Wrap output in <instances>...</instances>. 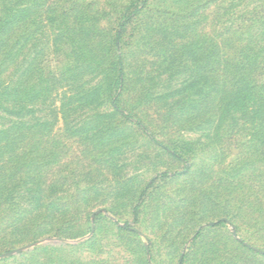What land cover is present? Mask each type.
<instances>
[{"label":"rangeland","instance_id":"obj_1","mask_svg":"<svg viewBox=\"0 0 264 264\" xmlns=\"http://www.w3.org/2000/svg\"><path fill=\"white\" fill-rule=\"evenodd\" d=\"M11 1L0 0V17ZM50 6L42 32L33 17L16 21V57L6 62L0 79L17 71L20 82L18 69L23 59L29 61V116L46 117V134H61L60 154L68 158L41 175L50 177L43 199L51 209L16 225L36 198L13 190L19 183L15 162L0 157V264H134L117 240V227L146 238L152 264H179L187 249V264H251L244 252L242 258L236 252L226 256L224 246L232 247L229 231L264 251V0H146L143 7L141 0H50ZM135 7L127 32L111 43ZM191 15L198 39L176 52L163 51L172 40L150 39L151 32L142 29L163 22L172 31V23ZM174 31L171 39L182 43L174 39L181 32ZM0 47L2 56L11 48ZM119 55L130 80L119 105L133 114L142 111L154 140L131 128L124 136H109L108 128L124 120L96 117L95 103L86 102L90 93L104 91L100 69ZM186 73L192 75L189 87ZM39 74L47 83L36 94ZM17 93L16 109L26 92ZM104 98L93 95L95 102ZM179 100L191 104V112L170 111ZM102 109L110 113L112 105ZM0 116L2 129L11 118ZM79 133H95L96 141H84ZM58 195L64 204L57 203ZM56 205L61 211H53ZM96 232V240L83 237Z\"/></svg>","mask_w":264,"mask_h":264},{"label":"trees","instance_id":"obj_2","mask_svg":"<svg viewBox=\"0 0 264 264\" xmlns=\"http://www.w3.org/2000/svg\"><path fill=\"white\" fill-rule=\"evenodd\" d=\"M137 2L133 1L129 5V8L132 7ZM77 8H80V4L76 3ZM146 5V0H141V6L143 7ZM204 6L206 4H203L202 7L204 9ZM4 13L5 16L0 17V46L8 45L11 46L8 53H5V55H1L0 53V74L3 72V68L6 64V62H14V58L16 57V53L14 52L17 44L19 43L18 40L15 38V23L19 18H21L22 23H28L30 18H34L39 22V30L42 32L45 28L47 22H48V16H49V8L50 6V0H12L10 3H8L7 6H4ZM68 8L65 6V9ZM56 8H54L55 10ZM134 12L130 13L127 17H124V20L122 23L118 25L116 34L111 37L112 41L111 43L117 44V41H119V37H121L120 33L127 32L128 30V24L131 22V16L137 11V7L134 8ZM19 14L20 16L16 15ZM192 20L191 16H185L182 18V20L179 23H172L171 26L173 27L172 31H169L168 29H163L162 24L163 22H160L159 24H155V28H150L148 24L143 25L146 26L145 30L146 32H151V36H148V38L156 39L157 41L161 39L162 41L165 40H172L173 42L166 43L163 45L164 50L166 53L169 52L171 49L173 52H176L178 49L181 48H189L191 45H193L195 39L198 37L197 33H194V27L193 23H190L189 21ZM152 24V23H151ZM150 24V25H151ZM143 26V27H144ZM74 28L72 27L68 31H73ZM174 30H178L181 32L180 35H177L174 39L180 40L182 43L175 44L174 40L171 39L170 35L172 33H175ZM176 31V32H178ZM145 33V32H143ZM147 34V33H146ZM142 36H147L143 35ZM26 37L23 36V38ZM29 37V36H28ZM28 37L24 38L26 43H28ZM198 39V38H197ZM202 40V48L204 49L206 46V34H203L201 38ZM160 40V41H161ZM22 41V40H21ZM171 43V44H170ZM190 45V46H189ZM1 52V47H0ZM190 53V52H189ZM108 57V61L111 62L112 59L110 56ZM89 61H91V57H88ZM124 59L122 56H118L115 63H110L109 66L103 67L100 69L101 74H103L104 77V91L102 92H92L89 94V97L86 98V102H89L91 104L95 103V107L92 108L93 115L96 114V117L102 116V115H108L110 117H115V115L120 116L124 121H122V125L115 126L112 128H108L109 133H107L109 136L118 134L119 136L123 135V132L126 130L136 129L137 131L142 132L145 136H147L149 139L154 140L152 137V132L148 128L145 119L140 114L142 111L139 109L133 114L130 113L127 109L123 108L120 104L122 101V96H125V91H127L130 80L128 79V76L125 71ZM24 66V67H23ZM18 73L21 76V81L19 82V78L16 73H13V77L8 79L7 81H3L0 79V112H3V115H7L11 118L10 124L4 125L2 129H0V154L1 158H3L2 163H8L11 161L15 162V170L13 173V176L17 178L16 187H14V191L17 193H27V195L34 194L32 198H36L35 203L33 206L28 204L26 206L25 212L22 216L18 218L16 221V225H22L25 223L29 217L34 213H40L43 209H51V206L44 202V196H46L44 193H47L51 187V181L50 177L42 180L41 175H46L49 172V169L54 166L55 170L59 169L64 165V160L68 158V156H63L60 154V148H63L64 141L62 142L57 136L60 135H48L46 134V126H47V120L46 117H33L29 116L31 109L29 106L30 101L32 100V97L30 96L28 84L30 83V79H32V68L29 61H26L23 59L22 65H20V68L18 69ZM206 70L204 69V66L201 68V76L204 77V72ZM223 71V70H222ZM186 79L184 80V83L187 87L191 85V83L187 84V81L192 75L186 73ZM36 82L38 83L37 86L39 87V91L36 94H39L41 92V89L43 88V85L47 83V80L39 74L36 77ZM222 80V78H221ZM112 86L115 87L116 92L112 93ZM22 90L25 93V98L22 100L19 105L20 108H17L18 101L17 100V91ZM104 92V93H103ZM118 93V94H117ZM105 95V98L103 101L95 102L93 100V95ZM116 94V95H115ZM90 98L92 99L91 101ZM42 101V104L45 103ZM187 99V98H186ZM181 100L177 101L174 105L170 107V111H174L176 108L183 110L185 114H188L191 112L190 110L193 108L191 107V104L185 105V102H180ZM191 101V100H190ZM105 103H108L112 105V111L109 113L105 109H102L105 105ZM190 103V102H189ZM182 105V106H180ZM139 106V105H138ZM201 110L204 108V105L200 106ZM22 110V113L25 112V114H20ZM45 110V108H44ZM17 111V113H16ZM17 114V115H16ZM31 115V114H30ZM1 117V116H0ZM172 119V115H170V118ZM75 136H80L82 140L84 141H96L97 134L95 133H79L75 134ZM118 136V137H119ZM124 136V135H123ZM57 137V138H56ZM110 142V141H109ZM102 145V144H101ZM110 145V144H109ZM175 151L181 148L180 146V140H177L175 142ZM48 147L52 150L51 153L49 151L48 153ZM2 151V152H1ZM181 152V151H180ZM180 152L177 151L176 156L178 158L181 157ZM6 154H8V157L6 158ZM182 154V153H181ZM53 155V156H52ZM5 165V164H4ZM31 169V170H30ZM32 173L30 177H26L27 172ZM6 172V170H5ZM44 173V174H43ZM19 174V175H18ZM5 176V174L3 173ZM23 178V179H22ZM58 182V179H57ZM59 182L61 180L59 179ZM37 184H40L39 190L36 192H33V187H35ZM13 191V192H14ZM24 191V192H23ZM62 193L64 192L61 191ZM15 193V192H14ZM38 194V195H37ZM58 194V193H57ZM60 194V193H59ZM76 192V197H77ZM37 195V197H36ZM59 196V195H58ZM57 203L59 205L64 204V201H62L61 197H57ZM58 205L54 206L53 211H61L59 208H57ZM60 230V229H59ZM57 230V232L59 231ZM41 230L39 231L40 234ZM251 264H263V261L258 258L254 257L251 258L250 262Z\"/></svg>","mask_w":264,"mask_h":264},{"label":"crops","instance_id":"obj_3","mask_svg":"<svg viewBox=\"0 0 264 264\" xmlns=\"http://www.w3.org/2000/svg\"><path fill=\"white\" fill-rule=\"evenodd\" d=\"M210 228L212 231L218 230L217 227L215 226V222L211 223ZM117 230H118V232L116 233L117 240L121 241L125 245V248L131 253V261L134 264H152L150 248L148 246V242L145 237L139 235L138 232L135 231L134 229L117 227ZM88 231L90 232L91 230L89 229ZM83 237H86L88 239L90 238L91 240L98 239L97 232L89 237L86 235H84ZM225 237L228 239V241H231L232 243V247H230L228 244L224 246L225 248H227L226 252H228L226 253L227 254L226 256H230L232 252L234 253L236 252L237 256L239 258H242L243 256L241 257L240 253L244 252L245 254L244 259L247 263L250 262L251 258L258 257L263 261L264 264V251H258L253 245L243 242L241 239L237 237V235H235L234 233H230L229 231L225 232ZM194 241H191V243L189 244V247L191 249L196 247V245H194ZM187 250L188 253L185 252L182 255V257L179 260V264L180 263L187 264V261L190 258V250L189 249ZM200 263L204 264V261L200 260Z\"/></svg>","mask_w":264,"mask_h":264},{"label":"water","instance_id":"obj_4","mask_svg":"<svg viewBox=\"0 0 264 264\" xmlns=\"http://www.w3.org/2000/svg\"><path fill=\"white\" fill-rule=\"evenodd\" d=\"M181 264V263H180Z\"/></svg>","mask_w":264,"mask_h":264}]
</instances>
